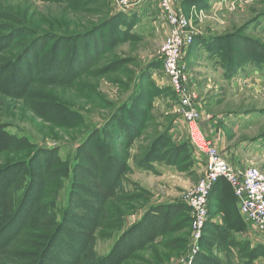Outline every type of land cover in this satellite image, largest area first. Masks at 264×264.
Wrapping results in <instances>:
<instances>
[{
    "label": "rangeland",
    "instance_id": "rangeland-1",
    "mask_svg": "<svg viewBox=\"0 0 264 264\" xmlns=\"http://www.w3.org/2000/svg\"><path fill=\"white\" fill-rule=\"evenodd\" d=\"M172 3L197 33L183 53L197 108L221 133L230 162L264 171V65L254 63L264 59V0ZM132 5L144 13L121 33ZM105 20L92 36L71 40ZM169 31L158 0H0V264H184L187 256L197 264L202 251L216 262L241 261L209 227L197 239L192 211L179 208L204 166L189 165L183 153L172 166L155 163L156 173L137 166L159 142L173 148L164 136L171 122L176 142L189 139L188 126L176 122L179 102L163 68L151 71L155 85L147 74L161 61ZM204 34L215 36L210 47L225 50L232 71L203 49ZM135 97L140 111L126 108ZM3 126L23 141L3 136ZM100 128L107 139L94 134L79 150ZM39 147H59L62 159L55 151L35 154ZM31 156V184L18 201L28 180L16 166ZM209 197L213 211L216 197ZM156 203L172 207V226L128 247L152 227L146 221L134 229ZM122 235L114 260H103Z\"/></svg>",
    "mask_w": 264,
    "mask_h": 264
},
{
    "label": "built area",
    "instance_id": "built-area-1",
    "mask_svg": "<svg viewBox=\"0 0 264 264\" xmlns=\"http://www.w3.org/2000/svg\"><path fill=\"white\" fill-rule=\"evenodd\" d=\"M160 9L169 20L170 31L162 47L163 79L169 81L179 102L177 107L178 124L185 123L187 134L195 147L197 165L205 168V176L190 191L184 194V202L191 208L192 221L199 239L201 231L209 219L208 197L216 181L224 177L232 185L239 200V209L244 218L256 230L264 234V171L254 165L241 167L233 164L222 152L219 143L207 137L199 127L203 119L197 108V95L189 90L186 64L183 62L184 50L193 42L195 33L186 15L175 11L172 0H158ZM128 6L124 10H133ZM155 77V76H154ZM219 139L220 137L217 136ZM205 162V163H204ZM199 244L194 245L195 251ZM187 258L189 260L187 261ZM187 256L184 264H191Z\"/></svg>",
    "mask_w": 264,
    "mask_h": 264
},
{
    "label": "trees",
    "instance_id": "trees-1",
    "mask_svg": "<svg viewBox=\"0 0 264 264\" xmlns=\"http://www.w3.org/2000/svg\"><path fill=\"white\" fill-rule=\"evenodd\" d=\"M127 13H129L130 15H123L122 21L118 24V31H120L121 33L131 31L132 21L135 22V20L138 21L141 19L140 16L142 15V13L139 14L138 11H129ZM110 18L112 19V17H109V18H107L108 20L107 19L106 20L109 21ZM106 20L101 22L100 24H94L91 27H89L83 31L73 33V35L70 36L71 40L80 39V38H88V37L92 36L93 34L98 32L101 28H103L105 26V24L107 22ZM211 36L212 35H210V34L202 35L201 39H203L205 41H203V43H200V44H202L203 49L208 51V53L210 55H212V53L216 54V56L219 57V60L223 63V66L228 71H232L233 70V64L231 63L230 59H228V57H226L225 50H221V51H219V49L213 50L212 47H210L212 42H214L216 39L215 36H214L215 39L212 38ZM254 63L256 66H263L264 65V59L263 58L256 59ZM162 64H163V59H161V61H158V62L155 60L147 68V70H148L147 74H148L149 79H150L149 82H152L154 85H155V82L151 77V71H153L154 69L163 68ZM172 91H173V89H172ZM137 102L138 101L135 97V99H133L127 103L126 108L131 109L133 107H136L135 109L140 111V109L136 106ZM115 113H117L116 115H119L121 113L120 109H116ZM136 113H137V111H136ZM172 127H173V122H171V124L169 125V127L165 131L164 136L168 142L174 144L173 148H168V146L162 145L159 142L157 147L154 149L155 152L153 151V154L150 155L145 160L146 163L141 162V164L137 165L138 167L148 168V169H150L156 173V172H158V168L155 167V163H159V164L165 165V166L166 165L172 166V165H174L173 164L174 157L178 156L179 153L185 154L183 156H185L187 159H189L188 160L189 165H192V166L197 165V158L195 156V148L192 145L190 139L187 138V139H183L182 141L176 142L173 139ZM1 133L6 138L14 139L15 141H18V142L23 141L22 137H20L18 134H14L11 131H9L8 127H6V126L1 127ZM103 133L105 134V132L103 131V128L94 130L91 133V135L86 137L81 142V144L78 146V149L81 150V148L84 147L89 142L91 136H94V134L98 135L102 141L106 140L107 137H101L103 135L100 136V134H103ZM60 150L61 149L59 147H39L37 149V151L35 152V154L36 153H38V154L39 153L52 154L55 151L57 158H59L61 160L62 157L60 155L61 154ZM32 156L28 159H24V162L22 165H21V162L17 163V164H19V166H16L17 164L12 165V166H16V167H21L22 172H24L23 178H26L28 180L27 184H26L25 191L21 194V196L17 197L18 201H19V199L24 198V195L26 194L25 192H27L26 190H27L28 186L31 184V178H32V175H31L32 163L31 162H32V159L35 158V156L34 157H32ZM111 157H109V162L112 164ZM76 165H78V163L71 164V167H69L71 172H73V168L76 167ZM209 196L210 197L215 196L216 199H215V203H213L214 210L211 211V208L209 209V219H208L207 223L205 224V226H206L205 228L209 227L208 229H212L214 231V233L220 237V239L226 241L225 246L227 247V251L229 253L239 254L241 259L244 261L245 264H253L255 259L264 255V244L259 243L256 245H252V243L249 239H247V238H241L240 239L236 236V232H242V231H245L247 229V222H246L245 218L239 213L240 211H238L237 204L239 206V203H238L239 200H238V197L236 196V194L234 192L232 185L224 177H221L216 181V183H214ZM210 197H209V200H210ZM178 202H181V203H178L180 205L179 208L182 206H185L186 208H189L191 210V208L185 202H182V201H178ZM11 203H12V199H10V201H9V207L15 211V214H17L18 208H16V206L11 207ZM210 204H211V202L209 203V206L211 207ZM161 206L162 205H160V203H156V204L151 205L149 211L147 212L146 217L141 218L137 222V225L134 227V229L136 227H139V225L144 224L146 221L151 223L150 226H152V227H147V228L145 227L146 232L142 234L141 238L131 239V244L127 245L128 247H131L132 244L134 246H136L140 242H144L145 240L148 241L150 239H153L154 236L157 233H159L160 230H162V228H164V227L169 228V226H172L171 225L172 220H171V214H170V210L172 209V207L170 208L168 205L165 208H162ZM161 209H162V211L167 209V213L165 214L163 222L158 221V219L161 218L162 215L164 216V214H162ZM220 212H222L221 221H217V222L212 221V217H214L215 215H217ZM169 215H170V217H169ZM151 220H153V222H151ZM141 229H143V228H141ZM171 229L173 231V230H175V227L173 226L169 230H171ZM131 231L132 230H129L125 234L131 233ZM205 232H208V230H205ZM209 233H210V231H209ZM124 236L122 235L117 239V241L113 245L110 253L107 254L106 256H104L103 260L108 259L109 256H110V259L108 260V262H111L114 260V257H111V255H113V253H115L117 246L119 244H121L120 242L122 241ZM126 237H125V239H126ZM206 239L208 240L209 238L206 236ZM202 259L205 261L211 262L210 264H225V263H220V261H218V260H217V262L214 261L213 256L209 255V253H207L206 251H202V253L199 254V256L196 259V263L197 264H203ZM98 263H99V261H98Z\"/></svg>",
    "mask_w": 264,
    "mask_h": 264
},
{
    "label": "crops",
    "instance_id": "crops-1",
    "mask_svg": "<svg viewBox=\"0 0 264 264\" xmlns=\"http://www.w3.org/2000/svg\"><path fill=\"white\" fill-rule=\"evenodd\" d=\"M152 1L154 2L156 0H152ZM149 2H151V1H148L146 3H149ZM138 11L140 13L143 12V10L141 8ZM199 125H200L199 127L207 135V137L210 138V139H213L214 141L215 140L217 141V139H218L217 136L221 135V133L218 131V129H215V128L212 127V123L211 122L205 121V118H203L199 122ZM223 143L224 142H220V147L222 149H225L226 148V145L223 146ZM226 153H227V151H226ZM237 208H238V211H240L238 204H237ZM220 213H218L217 215H215L214 217H212V221H215V222L221 221L220 219L222 218V215H220ZM239 213L241 214V212H239ZM246 222H247V229L245 231H242V232H236V236L238 238H240V239L241 238H247V239H249L251 241L252 245H256V244H259V243L264 244V234L261 233V232H259V231H256L247 220H246ZM261 262H262V264H264V255L258 257L257 259H255V261L253 262V264H260ZM236 264H245V263L241 259V261L240 260H237Z\"/></svg>",
    "mask_w": 264,
    "mask_h": 264
},
{
    "label": "water",
    "instance_id": "water-1",
    "mask_svg": "<svg viewBox=\"0 0 264 264\" xmlns=\"http://www.w3.org/2000/svg\"><path fill=\"white\" fill-rule=\"evenodd\" d=\"M189 260V258H187V261Z\"/></svg>",
    "mask_w": 264,
    "mask_h": 264
}]
</instances>
